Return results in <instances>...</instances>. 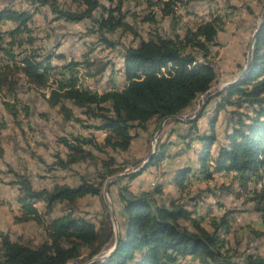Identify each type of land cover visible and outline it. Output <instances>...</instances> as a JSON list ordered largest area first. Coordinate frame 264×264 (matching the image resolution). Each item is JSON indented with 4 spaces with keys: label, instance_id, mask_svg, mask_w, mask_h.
Instances as JSON below:
<instances>
[{
    "label": "trees",
    "instance_id": "trees-1",
    "mask_svg": "<svg viewBox=\"0 0 264 264\" xmlns=\"http://www.w3.org/2000/svg\"><path fill=\"white\" fill-rule=\"evenodd\" d=\"M100 1L74 0L78 6L76 11L59 8L55 0H35V3L39 7H48L53 21L73 24L89 21L95 28L90 33H98L100 41L111 47L102 34L111 35L116 31L131 34L132 31L123 22L121 0H117L115 8H106ZM148 5H159L162 17L174 16L175 0H159L157 4ZM95 14H98L97 18H94ZM31 18L32 15L24 11L0 10V26L12 25L8 31L0 30V105L15 122L17 108L21 106L17 90L23 80L30 89L45 92L41 98L49 109L57 110L63 121L77 123L85 130L102 132L105 136L101 143L93 136L56 138L65 154L63 158L54 156V166L63 171L77 164H93L98 166L93 180L80 178L73 187L55 184L49 189L36 190L26 177L13 174L14 180L9 185L16 188L17 197L12 223H34L41 229L43 240L35 246L24 245L11 241L7 234L0 232V264H69L77 262L83 251H88L91 264H264V258L259 255L242 254L237 259L234 250L228 247L225 237L230 232L229 212L211 217L206 230L202 227V218L193 216L182 203H158L156 198L162 195L160 186L135 195L126 186L119 185L123 179L133 181L147 167L158 168L169 157V142L160 139L142 172L112 183L118 184L116 243L110 215L104 206L98 227L90 220L74 215L79 200L100 197L105 182L122 172L108 152H126L133 129L143 132L149 123L159 124L166 117L184 115L211 89L216 75L208 62L209 48L216 45L221 19L213 17L201 22L194 30L187 28L182 38L155 36L141 41L135 48L125 49L122 56L125 86L99 94L83 88L77 78L76 69L80 66L88 69L92 63L68 61L52 66L51 58L61 60L62 57L42 58L33 48L35 38L28 27ZM153 20V14H149L142 21L151 24ZM197 58L201 62L196 61ZM101 72L102 68L87 76ZM215 98L219 100L214 107L215 116L209 123V133L198 132L199 117L186 123L187 132L178 136L186 142V149L193 141L200 145L196 171L185 167L174 176L173 186L178 190L184 189L185 179L191 175H198L193 176L196 181L209 182L214 174H233L240 186L245 187L247 183H256L264 174V21L257 29L248 70ZM65 103L97 124L84 125ZM226 108L232 110L225 111ZM221 111L226 113L225 144L219 146L211 158L209 149L216 142L213 124L216 114ZM169 133V136L173 135V131ZM93 152L105 155V159L97 158ZM251 195L252 210L259 215L264 227V189H254ZM36 204L43 205L42 213ZM63 204L66 212L46 222L45 217ZM263 234L259 232L255 236ZM110 245L113 251L109 256L103 261H95L94 257L102 248Z\"/></svg>",
    "mask_w": 264,
    "mask_h": 264
},
{
    "label": "rangeland",
    "instance_id": "rangeland-1",
    "mask_svg": "<svg viewBox=\"0 0 264 264\" xmlns=\"http://www.w3.org/2000/svg\"><path fill=\"white\" fill-rule=\"evenodd\" d=\"M55 1L61 9L78 10L74 0ZM116 2L117 0L100 1L106 8H115ZM121 3L123 22L130 26L132 33L116 31L111 35L102 34V38L112 44L111 47L100 41L98 33H90L95 28L89 21L76 24L53 21L54 16L49 8L39 7L35 0H0V10L9 8L32 15L28 27L35 38L33 48L38 50L42 58L62 57L61 60L51 58L49 62L52 66H59L68 61L92 63L88 69L78 67L77 78L83 88L99 94L112 89L120 90L125 86L122 75V56L125 49L135 48L141 41H148L155 36L173 38L176 35L182 38L185 29L194 30L201 22L219 17L222 23L221 30L217 34L216 45L209 48L208 59L215 71V82L211 89L199 97L191 109L181 116L184 119L193 118L202 103L209 98L197 121H201L198 123V132L209 133V123L215 116L214 107L219 100L215 97L227 88V84H233L246 72L244 71L246 57L253 34L258 29L261 15L264 13V0H175L172 18L162 17L159 5H148L157 4L159 0H121ZM149 14H153L154 22L151 24L142 21ZM97 16L98 14H95L94 18ZM11 26L6 23L0 26V30L8 31ZM196 61L201 62L200 58ZM100 68L103 72L87 76L95 74ZM18 88L17 99L21 106L17 108L18 116L15 122L6 112L2 115L3 110L1 111L0 106V232L7 234L11 241L35 246L43 240L41 229L32 222L17 225L12 223L17 197L16 188L9 185L14 180L13 174L26 177L36 190L49 189L55 184L73 187L78 184L80 178L93 180L98 169V166L93 164H77L63 171L54 166V156L59 155L63 158L65 154V150L56 143V138L93 136L101 143L105 135L102 132L85 130L77 123L63 121L56 109H49L46 106L40 96L45 94L44 91L30 89L23 80H20ZM65 105L74 117L84 122V125L97 124L80 115V111L69 103ZM225 111L217 113L215 117L213 131L216 142L209 149L211 158L215 156L217 148L225 144L223 137ZM165 122L155 140L158 124L152 122L146 125L143 132L137 129L130 132L132 141L126 152H108L122 172L106 181L107 187L105 191L102 188L100 197L79 200L74 215L84 217L98 227L97 222L102 219L104 206L106 213L110 215L112 231L114 234L117 233L115 214L119 207L115 194L118 184L112 183L141 171L153 152V146L160 139L169 142L167 147L169 157L164 159L158 168L147 167L133 181L123 179L119 185L126 186L127 190L135 195L150 192L160 186L162 195L156 198L158 203L167 204L169 201L182 203L193 216L202 218V227L206 230L211 217H219L224 212H229L230 232L225 238L237 259L242 254L259 255L264 258V234L261 237L255 236L256 233H264V227L259 215L253 212V204L249 201L253 197L251 193L254 189H264V174L256 183H247L245 187L240 186L233 174H214L209 182L196 181L193 176L198 175H191L186 177L184 189L178 190L173 186L174 176L185 167L196 171L200 145L193 141L190 148L186 149V142L177 139L178 136H184L185 131L178 133L177 137L169 136L172 127L186 123L182 119ZM93 154L99 159H105V155L96 152ZM36 208L40 213L43 212V205L36 204ZM65 209V204L58 205L45 217V221L49 222L62 216L66 212ZM112 249L111 245L102 248L94 257L95 261L105 260ZM89 262L88 251H83L77 262L69 264Z\"/></svg>",
    "mask_w": 264,
    "mask_h": 264
},
{
    "label": "water",
    "instance_id": "water-1",
    "mask_svg": "<svg viewBox=\"0 0 264 264\" xmlns=\"http://www.w3.org/2000/svg\"><path fill=\"white\" fill-rule=\"evenodd\" d=\"M263 16H264V13L261 15L259 26H260L261 23L263 22ZM259 26H258V27H259ZM256 34H257V30H256L255 33L253 34V37H252L251 42H250V46H249L248 53H247V57H246V63H245L244 71H247L248 68H249V66H250L251 55H252V48H253L254 39H255V37H256ZM234 83H235V82H234ZM231 84H232V83H231ZM231 84H227L226 87L230 86ZM208 99H209V98H207V99L202 103V105H201L199 111L197 112V114H196L193 118H190V119H184V118H181V116H174V117H166V118L162 119V120L159 122L158 126H157V130H156L155 135H154V140L156 139V137H157V135H158V132H159L160 128L162 127L163 123H164L165 121H167V120H178V119H182V121H184V122H186V123H191L192 121H195V120L199 117V115H200V113H201L203 107L205 106L206 102L208 101ZM155 148H156V145L153 146V152H152V153L150 154V156L148 157L147 162L151 159V157H152V155H153V153H154V151H155ZM147 162H146V163H147ZM107 183H108V182L105 183V185H104V187H103V191H105V188L107 187ZM115 239H116V241H115V243H116V242H117V233H115ZM112 251H113V249L111 250V252H112ZM111 252H110V253H111Z\"/></svg>",
    "mask_w": 264,
    "mask_h": 264
},
{
    "label": "crops",
    "instance_id": "crops-1",
    "mask_svg": "<svg viewBox=\"0 0 264 264\" xmlns=\"http://www.w3.org/2000/svg\"><path fill=\"white\" fill-rule=\"evenodd\" d=\"M11 26V25H10ZM12 27V26H11ZM1 106V105H0ZM1 108H2V106H1ZM3 110V114L2 115H5V111H4V109L2 108L1 109V111ZM5 117V116H4ZM201 121H199V122H197L196 123V125H197V128L199 129V124L198 123H200ZM187 130H188V126L186 125V123H182V124H180V125H177V126H175V127H172L171 128V131H173V135L174 136H176L177 137V135H178V133H180L181 131H185V133L187 132ZM200 132V131H199ZM200 133H202V132H200ZM1 135V134H0ZM1 137V136H0ZM177 139H178V137H177ZM181 141V140H180ZM2 150H3V148H2ZM116 195V194H115ZM115 200H116V198H115Z\"/></svg>",
    "mask_w": 264,
    "mask_h": 264
},
{
    "label": "built area",
    "instance_id": "built-area-1",
    "mask_svg": "<svg viewBox=\"0 0 264 264\" xmlns=\"http://www.w3.org/2000/svg\"><path fill=\"white\" fill-rule=\"evenodd\" d=\"M90 263H92V261H90L89 263H87V264H90Z\"/></svg>",
    "mask_w": 264,
    "mask_h": 264
}]
</instances>
